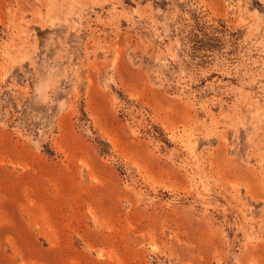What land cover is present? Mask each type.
<instances>
[{
	"label": "rangeland",
	"instance_id": "rangeland-1",
	"mask_svg": "<svg viewBox=\"0 0 264 264\" xmlns=\"http://www.w3.org/2000/svg\"><path fill=\"white\" fill-rule=\"evenodd\" d=\"M0 264H264V0H0Z\"/></svg>",
	"mask_w": 264,
	"mask_h": 264
}]
</instances>
